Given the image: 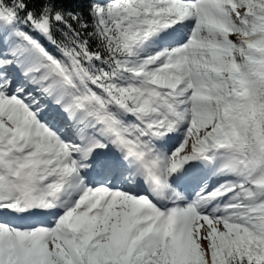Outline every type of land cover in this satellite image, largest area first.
<instances>
[{
    "label": "snow or ice",
    "instance_id": "snow-or-ice-1",
    "mask_svg": "<svg viewBox=\"0 0 264 264\" xmlns=\"http://www.w3.org/2000/svg\"><path fill=\"white\" fill-rule=\"evenodd\" d=\"M0 264H264V0H0Z\"/></svg>",
    "mask_w": 264,
    "mask_h": 264
}]
</instances>
